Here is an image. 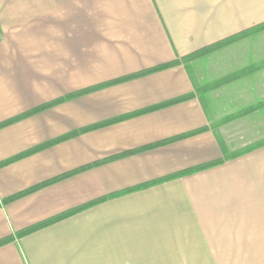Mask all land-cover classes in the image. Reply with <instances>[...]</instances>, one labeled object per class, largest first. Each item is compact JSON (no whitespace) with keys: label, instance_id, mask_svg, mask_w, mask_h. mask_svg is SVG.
I'll use <instances>...</instances> for the list:
<instances>
[{"label":"crops","instance_id":"1","mask_svg":"<svg viewBox=\"0 0 264 264\" xmlns=\"http://www.w3.org/2000/svg\"><path fill=\"white\" fill-rule=\"evenodd\" d=\"M230 41L259 141L264 0H0V124L178 61L0 127V264H219L220 236L258 234L264 146L174 176L222 157L185 59Z\"/></svg>","mask_w":264,"mask_h":264},{"label":"rangeland","instance_id":"2","mask_svg":"<svg viewBox=\"0 0 264 264\" xmlns=\"http://www.w3.org/2000/svg\"><path fill=\"white\" fill-rule=\"evenodd\" d=\"M229 45H232V41L212 47L204 53L195 54L185 61L193 73L199 72L197 77L201 80L198 82L197 93L205 101V104H209L211 107L213 132L219 141L221 139L228 151H237L258 141L252 140L256 133L254 132V125L247 118L248 111L235 113L238 104H240L233 97L236 87L237 92L246 99L241 104L247 103L246 105H248L250 91L248 74L246 73L241 77L237 76L234 79V76H226L233 72L222 71L225 65L231 63L229 54L233 48ZM208 66L210 73L221 72V76H208ZM222 109L225 114L221 118ZM250 224L251 229H249L258 234L220 236V252H210L214 263L264 264V221H257L256 225L250 221Z\"/></svg>","mask_w":264,"mask_h":264},{"label":"trees","instance_id":"3","mask_svg":"<svg viewBox=\"0 0 264 264\" xmlns=\"http://www.w3.org/2000/svg\"><path fill=\"white\" fill-rule=\"evenodd\" d=\"M177 62H178V61H174V62L171 63V64L160 65V66H157V67H154V68H151V69H148V70H145V71L139 72V73H135V74H133V75H129V76H126V77H123V78H120V79H116V80L110 81V82L105 83V84H102V85H98V86H94V87H91V88H88V89H85V90L77 91V92H75V93H72V94H70V95L65 96L64 98H61V99H58V100H56V101H53V102L47 103V104H45V105H43V106H40V107H38V108H36V109H34V110H32V111H29V112L25 113L24 115L19 116V117L15 118V119H12V120L6 121V122H4V123H1V124H0V127H2V126H4V125H7V124H9V123L13 122L14 120L19 119V118H21V117L28 116V115L33 114V113H35V112H38V111H40V110H44V109H46V108H48V107H51V106H53V105H55V104H57V103H59V102H62V101H64V100H68V99L74 98V97H76V96H78V95H82V94L88 93V92H90V91H92V90H95V89L101 88L102 86H106V85H110V84H114V83L121 82V81H123V80H127V79L136 78V77H139V76H143V75H146V74L151 73V72H153V71L160 70V69H162V68H165V67H168V66H170V65L176 64ZM188 97H189V96H184V97L177 98V99H175V100H173V101H170V102H168V103L162 104V105L158 106L157 108H159V107H163V106H166V105H170V104H173V103H176V102L182 101V100H185V99H187ZM96 127H97V126H96ZM74 135H75V134H71V135H68V136H66V137H64V138H68V137H71V136H74ZM218 142H219V144H220V148H221V150H222V157H221L220 159H217V160H215V161H211V162H208V163H205V164H202V165H199V166L193 167V168L188 169V170H186V171H183V172L177 173V174L174 175V176L177 177V176H182V175L190 174V173H193V172H197V171H200V170H204V169L210 168V167H212V166H216V165L222 164V163H224L225 161H228V160L234 159V158H236V157H239V156H241V155H244V154L249 153V152H251V151H253V150L257 149V148H260V147L264 146V139H262V140H260V141H258V142H256V143H253V144H251V145H247V146L241 148L240 150H237V151H228L227 148L224 146V144L221 142V140L218 141ZM174 176H173V177H174ZM161 181H162V180H161ZM159 182H160V181H159ZM152 184H153V183H152ZM149 185H151V184L144 185V186H149ZM125 192H127V191H125ZM114 196H115V195H114ZM85 207H86V206H85ZM85 207H81V208H79L78 210H81V209H83V208H85ZM75 211H76V210H75ZM56 220H58V219H56ZM52 221H55V220H50V221H46V222H44V223H40V224H38V225H35L34 227H31V228H29V229H26V230H24V231L18 233L17 236H18V237H21V236H23V235H25V234H27V233H30V232H32V231H34V230H36V229H38V228H40V227L45 226L46 224H49V223L52 222ZM2 243H3V242H1L0 244H2Z\"/></svg>","mask_w":264,"mask_h":264}]
</instances>
